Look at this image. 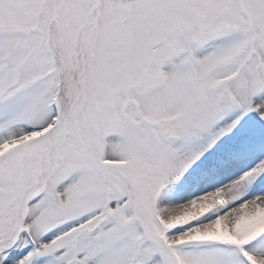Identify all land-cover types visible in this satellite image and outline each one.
Listing matches in <instances>:
<instances>
[{"label": "snow or ice", "instance_id": "1", "mask_svg": "<svg viewBox=\"0 0 264 264\" xmlns=\"http://www.w3.org/2000/svg\"><path fill=\"white\" fill-rule=\"evenodd\" d=\"M0 264H264V0H0Z\"/></svg>", "mask_w": 264, "mask_h": 264}]
</instances>
